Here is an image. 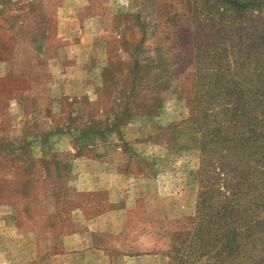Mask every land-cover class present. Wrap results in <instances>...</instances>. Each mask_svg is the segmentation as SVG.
<instances>
[{
	"label": "rangeland",
	"instance_id": "1",
	"mask_svg": "<svg viewBox=\"0 0 264 264\" xmlns=\"http://www.w3.org/2000/svg\"><path fill=\"white\" fill-rule=\"evenodd\" d=\"M196 83L214 112L230 86L264 105V4L0 0V264H170L197 211Z\"/></svg>",
	"mask_w": 264,
	"mask_h": 264
},
{
	"label": "trees",
	"instance_id": "2",
	"mask_svg": "<svg viewBox=\"0 0 264 264\" xmlns=\"http://www.w3.org/2000/svg\"><path fill=\"white\" fill-rule=\"evenodd\" d=\"M220 1L237 13L264 4V0ZM253 87L255 93L260 89ZM196 88L195 108L202 118L201 164L195 172L200 185L197 211L192 231L173 236L176 243L168 251L170 264H264L253 259L258 245L264 243V217L258 216L261 203L253 199L248 179L251 163L264 162L260 160L264 158V105L254 98L248 107L242 102L245 88L236 91L230 86L225 93L232 102L225 100L219 119L221 111L209 108L211 99L200 97L198 83Z\"/></svg>",
	"mask_w": 264,
	"mask_h": 264
}]
</instances>
